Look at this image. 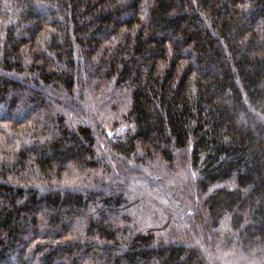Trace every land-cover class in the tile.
I'll list each match as a JSON object with an SVG mask.
<instances>
[{"label": "trees", "instance_id": "16d2710c", "mask_svg": "<svg viewBox=\"0 0 264 264\" xmlns=\"http://www.w3.org/2000/svg\"><path fill=\"white\" fill-rule=\"evenodd\" d=\"M0 264H264V0H0Z\"/></svg>", "mask_w": 264, "mask_h": 264}]
</instances>
